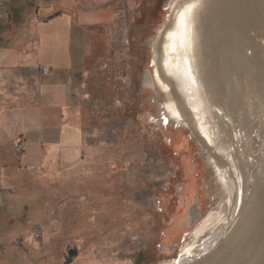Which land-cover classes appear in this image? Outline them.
Masks as SVG:
<instances>
[{
  "label": "rangeland",
  "instance_id": "rangeland-1",
  "mask_svg": "<svg viewBox=\"0 0 264 264\" xmlns=\"http://www.w3.org/2000/svg\"><path fill=\"white\" fill-rule=\"evenodd\" d=\"M64 1L89 33L70 108L86 149L58 174L0 175V264H169L222 203L192 113L160 71L172 0ZM16 2L3 42L61 0ZM165 106L175 123L160 120Z\"/></svg>",
  "mask_w": 264,
  "mask_h": 264
},
{
  "label": "bare ground",
  "instance_id": "bare-ground-1",
  "mask_svg": "<svg viewBox=\"0 0 264 264\" xmlns=\"http://www.w3.org/2000/svg\"><path fill=\"white\" fill-rule=\"evenodd\" d=\"M169 7L160 71L192 113V132L222 186L220 210L186 236L169 264H264V0H172ZM165 107L160 120L175 123Z\"/></svg>",
  "mask_w": 264,
  "mask_h": 264
},
{
  "label": "crops",
  "instance_id": "crops-1",
  "mask_svg": "<svg viewBox=\"0 0 264 264\" xmlns=\"http://www.w3.org/2000/svg\"><path fill=\"white\" fill-rule=\"evenodd\" d=\"M16 1L0 0L1 35L11 29ZM61 2L43 16L36 8L35 18L15 37L0 38L1 170L58 174L76 166L85 153V133L70 108L73 82L88 69L89 33L84 15L74 22L66 1ZM75 23L82 33L75 32ZM22 142L27 150L20 157Z\"/></svg>",
  "mask_w": 264,
  "mask_h": 264
},
{
  "label": "built area",
  "instance_id": "built-area-1",
  "mask_svg": "<svg viewBox=\"0 0 264 264\" xmlns=\"http://www.w3.org/2000/svg\"><path fill=\"white\" fill-rule=\"evenodd\" d=\"M45 72L47 73V71L45 70ZM18 154L20 157H23V155L26 154V150H27V146L25 145L24 142L20 143L18 146Z\"/></svg>",
  "mask_w": 264,
  "mask_h": 264
},
{
  "label": "trees",
  "instance_id": "trees-1",
  "mask_svg": "<svg viewBox=\"0 0 264 264\" xmlns=\"http://www.w3.org/2000/svg\"><path fill=\"white\" fill-rule=\"evenodd\" d=\"M4 170H7L6 168L4 169V168H2V170H0L1 172H0V175H4V174H6L7 176L8 175H10V173H12L10 170L7 172V173H3V171Z\"/></svg>",
  "mask_w": 264,
  "mask_h": 264
}]
</instances>
